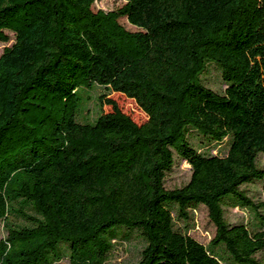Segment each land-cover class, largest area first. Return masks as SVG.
<instances>
[{"label": "trees", "instance_id": "obj_1", "mask_svg": "<svg viewBox=\"0 0 264 264\" xmlns=\"http://www.w3.org/2000/svg\"><path fill=\"white\" fill-rule=\"evenodd\" d=\"M0 0V264H106L137 233L136 264H260L264 202V0ZM136 29L127 32L118 19ZM222 93L205 87L207 65ZM102 88L99 114L79 123L83 92ZM132 101L136 123L112 95ZM229 141L223 157L199 153ZM191 171L164 187L174 157ZM215 227L204 246L185 223L197 206ZM224 208L256 223L229 225Z\"/></svg>", "mask_w": 264, "mask_h": 264}, {"label": "rangeland", "instance_id": "obj_2", "mask_svg": "<svg viewBox=\"0 0 264 264\" xmlns=\"http://www.w3.org/2000/svg\"><path fill=\"white\" fill-rule=\"evenodd\" d=\"M126 3V0H100L95 1L91 6L93 12L102 11L105 13L115 11L121 8ZM120 26L127 32H135L136 29L130 26L125 18L118 19ZM4 34L8 37V42H0V55L3 50L10 47L14 43V36L9 31H4ZM202 84L213 90L216 93H222L225 86L221 80L220 71L214 64L209 63L200 77ZM105 91L102 88L94 87L91 90L83 92V104L80 112L77 116L79 123H92L99 114L98 101L99 95ZM122 109V111L128 114L136 123H141L145 120L144 115L137 109L132 101L126 100L118 95H112ZM188 140L190 144L202 154L217 155L223 157L227 154L229 141L224 140L220 144L214 142H207L204 138L197 135L195 132L188 134ZM258 167L264 166V157L258 156ZM191 171L189 165L174 157V163L171 169L166 173L164 187L167 190L180 188L184 186L190 179ZM241 189L246 195L255 203L259 204L264 202L262 195L261 183L254 182L252 184L244 185ZM263 215L264 213L261 212ZM224 219L229 225L243 224L251 228L255 223L254 215L243 209L239 208H224ZM176 227H187V234L195 239L200 244L207 246L210 240L214 236L215 227L208 217V213L205 207L199 205L190 211L189 220L182 223L175 219ZM6 236L5 229L0 222V240ZM144 246V242L137 233H133L127 240H117L114 242V247L111 252L109 261L106 264H136L140 258V251ZM223 260L219 264H230L225 256H222ZM256 261L260 264H264V251L255 255ZM54 264H69L68 259L64 257L60 262Z\"/></svg>", "mask_w": 264, "mask_h": 264}]
</instances>
